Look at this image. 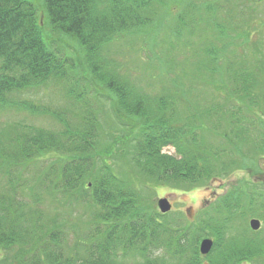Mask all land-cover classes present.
I'll list each match as a JSON object with an SVG mask.
<instances>
[{
	"label": "trees",
	"instance_id": "obj_1",
	"mask_svg": "<svg viewBox=\"0 0 264 264\" xmlns=\"http://www.w3.org/2000/svg\"><path fill=\"white\" fill-rule=\"evenodd\" d=\"M230 2L0 0V107L10 105L7 94L54 87L77 120L51 112L59 130L9 122L0 129V264L263 263L264 238L235 224L247 211L264 220V191L253 184L246 185L247 201L246 186L234 188L194 220L172 209L161 213L153 203L157 186L188 191L246 165L243 143L256 126L249 107L264 103L259 81L252 76L242 84L234 71L207 99L172 78L176 89L153 106L156 98L106 53L116 41L157 38L165 29L185 52L182 39L218 8L226 20ZM223 38L216 50L205 49L210 58L196 61L197 73L222 78L216 53L232 43ZM161 58L160 73H172L177 61ZM102 114L117 125L104 129ZM168 144L176 156L161 152ZM30 163L38 164L32 173ZM211 235L212 250L201 255L199 241Z\"/></svg>",
	"mask_w": 264,
	"mask_h": 264
},
{
	"label": "rangeland",
	"instance_id": "obj_2",
	"mask_svg": "<svg viewBox=\"0 0 264 264\" xmlns=\"http://www.w3.org/2000/svg\"><path fill=\"white\" fill-rule=\"evenodd\" d=\"M193 1L198 2L200 0ZM227 8L229 13L225 16L227 17L226 20H223L222 10L218 8L214 17H212L213 19L207 22L202 20L194 27L195 30H192V35H186L182 39V43L184 44L183 50L185 52L180 50V43L175 41L172 34L165 29L164 31L168 33L167 37L165 32H161L157 38L154 35L153 37H148L146 34H143L137 41L132 43L130 41L121 43L119 40L113 43L109 48V52L107 49L106 53L118 61L119 64H122L123 68L125 67L131 72L132 80L138 85H142L145 93L149 94L150 97L154 96L156 98L151 103L153 106H156V101L164 93H173L176 89L174 82H177L182 87H190L189 89L193 92V96L195 94L206 93L208 99L215 92V87L218 86L220 90L223 84L224 86L222 85V87L223 89L225 88L226 82L229 83L230 81L228 78L230 73H234V71L242 77L241 79L239 78L242 84L245 81H252L253 78L258 80L260 91H262L264 90V0H231ZM156 10L158 12L164 11L161 6L156 7ZM201 11L203 10L201 9ZM170 20L171 24L174 20ZM222 28L225 33L222 31ZM181 30L184 31V28ZM224 36L232 43L229 50L223 51L220 49L222 57L219 52L216 53L217 57H219L216 66L220 67V71L222 70V78L220 77L221 73L212 75L204 69L203 71L205 72L197 73L195 68L196 61L210 58L205 49L213 45V49L216 50V45L218 43L219 45L222 44L225 39L223 38ZM125 40L128 41L129 39ZM192 49H194V52ZM160 58L163 61H168L171 58L177 61L172 73H160V64H164V62H160ZM172 78H175L176 81ZM218 93L219 95H223L222 92ZM89 97L91 99V107L98 108V102L93 99L92 95H89ZM5 99L10 105L7 104L0 107V129L4 128L9 122L20 128L59 130L61 125L51 112L61 115L63 119L70 122L77 121L76 116L68 111L71 108L67 104L66 99L57 93L54 87L47 86L44 88L43 86L35 90L27 89L25 91L13 92L7 94ZM245 100L249 101V96H245ZM25 103L34 105L39 111L32 112L24 108L22 105ZM102 104H105V109L110 111L107 102L103 100ZM182 105L183 103L179 107ZM190 107L192 108L191 105ZM42 109L48 110V113L42 112ZM249 109L253 116L248 117L251 118L256 126L251 129L254 130L253 133L250 132L248 136L244 135L245 142L243 143L242 150L247 153L245 155L247 157L245 161L246 165L244 167H233L227 175L211 178L209 182L188 191L177 190L168 186H157L155 188V195L153 196L155 208H157L159 197H169V200L172 202L173 211L180 212V216L183 218L194 220L202 208L210 206L220 196L225 195L234 188L243 190L242 186H246L248 183L249 187L250 184H253V189L255 188L256 191H264V103L257 100V103L250 106ZM107 117L109 119L106 122L105 115H101V123L104 129L108 126L117 125V119L114 116L111 117L108 114ZM120 131L123 135V128ZM215 140L226 143L222 137H217ZM166 151L168 155H175L174 147L169 144L161 148L162 153L166 154ZM48 161L46 160L45 163ZM37 165L35 167L34 163H30L27 170L32 173L37 170ZM249 191H247L246 186L245 195L242 196L243 201L248 200ZM193 196L195 200L192 199ZM44 207H47L45 203ZM246 214L241 220L237 219L235 224L241 231L243 228L246 229V233L244 234H250L249 236L251 237L253 235L257 236V238L260 237L259 240L262 241L264 238L263 218L254 212L250 213L247 211ZM252 218H257L262 223L260 230L253 233L248 224V221ZM206 237L213 239V241L215 239L212 235L203 236L201 239ZM239 264L257 263L244 262ZM261 264H264V258Z\"/></svg>",
	"mask_w": 264,
	"mask_h": 264
},
{
	"label": "water",
	"instance_id": "obj_3",
	"mask_svg": "<svg viewBox=\"0 0 264 264\" xmlns=\"http://www.w3.org/2000/svg\"><path fill=\"white\" fill-rule=\"evenodd\" d=\"M157 208L161 211V213H166L171 210V203L167 197H159L157 200ZM249 227L251 230H258L261 226L260 220L257 218H252L248 221ZM213 239L211 238H203L201 239L198 247L200 254H207L212 249Z\"/></svg>",
	"mask_w": 264,
	"mask_h": 264
},
{
	"label": "flooded vegetation",
	"instance_id": "obj_4",
	"mask_svg": "<svg viewBox=\"0 0 264 264\" xmlns=\"http://www.w3.org/2000/svg\"><path fill=\"white\" fill-rule=\"evenodd\" d=\"M193 200H195L194 196L192 197Z\"/></svg>",
	"mask_w": 264,
	"mask_h": 264
}]
</instances>
